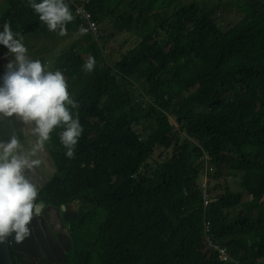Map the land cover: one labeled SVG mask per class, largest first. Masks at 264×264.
<instances>
[{
    "label": "clouds",
    "instance_id": "9594fccd",
    "mask_svg": "<svg viewBox=\"0 0 264 264\" xmlns=\"http://www.w3.org/2000/svg\"><path fill=\"white\" fill-rule=\"evenodd\" d=\"M200 2L11 0L10 14L0 19V66L7 69L0 86V115L16 116L31 126L35 139L27 148L15 136L9 142H0V241L14 236L16 242H22L30 234L32 219L45 209L38 201L37 186L26 175L40 164L35 159L37 150L54 129L60 128V142L67 157L72 158L83 132L78 115L72 112L79 106L70 98L66 83L73 77L71 43L89 36L107 47L122 49L138 34L171 22H185ZM256 21L258 31L253 38L238 40L222 50L240 60L229 65L234 72L250 66L248 56L264 59V1L257 8ZM95 63V58L89 57L83 71H93ZM52 64L57 68L52 69ZM248 100L255 111L264 113V100L257 94L248 96ZM252 160L253 149L227 121L202 133L195 143L177 138L165 150L147 147L135 154V173L146 183L143 240L155 264H232L231 260L207 257V250H237L235 263L264 264V175L252 180L257 193L253 200L259 198L260 206L235 214L228 208L243 199L247 185L244 172ZM90 162L88 168L92 170ZM164 180L184 184L174 195L198 198L211 212L206 227L211 242H188V256L179 263L162 245L165 237H178L177 222L163 210L159 185ZM103 181L102 188L121 186L120 162L105 165ZM164 219L168 222L166 232Z\"/></svg>",
    "mask_w": 264,
    "mask_h": 264
},
{
    "label": "trees",
    "instance_id": "16d2710c",
    "mask_svg": "<svg viewBox=\"0 0 264 264\" xmlns=\"http://www.w3.org/2000/svg\"><path fill=\"white\" fill-rule=\"evenodd\" d=\"M6 1L10 8L3 10L0 19L10 14L11 0ZM263 1L201 0L185 22H171L138 34L122 49L109 47L106 55L109 69L102 71L98 67L91 82L74 98L79 107L72 112L78 115L83 132L73 157H67L60 142V128L54 129L46 141L56 171L42 186L39 199L51 204L78 201L79 213L67 221L74 239L69 264H109L113 261L118 264H155L154 256L143 240L146 206L143 190L146 183L135 173L137 163L134 156L147 147L165 150L171 141L179 138L180 129H198L200 136L221 121L229 122L253 149V160L244 172L247 185L243 189V199L230 205L229 211L232 214L245 213L260 206L259 198L253 200L257 193L252 180L264 175V113L253 109L248 96L257 94L263 98L248 89L241 90L240 96L216 93L234 87L241 89L239 84H230L226 80L219 84H192L193 77L210 72H220L226 77L229 72H234L227 64L172 60L182 55L199 56L217 49L222 51L238 40L253 38L258 31L256 11ZM145 38L148 41L143 43ZM81 39V46L75 41L71 43L73 75L79 74L84 65L86 48L92 46L94 52L89 55L95 57L103 45L89 36ZM139 45L145 48L137 49ZM155 49L159 58L165 57L171 62L158 65L153 73H147L144 66ZM258 58L264 67V59ZM178 71H184V74ZM134 77L142 86L137 92L131 82ZM90 161L92 170L88 168ZM113 161L122 165L121 186L102 188L105 165ZM175 183L174 197L184 188V184ZM194 199L198 198L185 200L192 201V208L204 206L199 199L198 202ZM210 216L209 210L208 218ZM173 219L178 225V237H165L162 245L173 261L179 263L188 256V242H193L180 240L181 225ZM191 222L197 223V220ZM167 227L168 222L165 232ZM208 251L213 255L207 257L219 258L220 250ZM11 253L15 264H28L24 253L16 250ZM238 256L237 251V256L230 259L232 264H237ZM244 260L247 261V255Z\"/></svg>",
    "mask_w": 264,
    "mask_h": 264
},
{
    "label": "rangeland",
    "instance_id": "374dc122",
    "mask_svg": "<svg viewBox=\"0 0 264 264\" xmlns=\"http://www.w3.org/2000/svg\"><path fill=\"white\" fill-rule=\"evenodd\" d=\"M9 7V3L4 0L0 3V8L6 10ZM10 8V7H9ZM148 40L145 38L143 43H146ZM74 42V41H73ZM77 45L81 46L83 44L82 39H75ZM144 45H139L137 49L143 50ZM109 51V47L102 45L101 50L96 54L95 58V67L91 72L83 71V67L80 68L79 74L73 75L72 79L67 81L68 91L70 98L74 99L78 96L82 90L91 82L92 77L95 74V70L99 67L102 71H107L109 67L106 64V55ZM94 48L88 46L83 52L84 63L89 58L92 57L89 53H93ZM247 61L250 63V67L242 69L237 72H229L226 77H222L220 72H210L202 77H193L191 82L195 86H202L208 84H219L222 80H226L230 84H239L241 89L234 87L229 91H217L218 94H230L235 96L242 95L244 89L256 91L264 99V67L263 62L260 58L255 56L246 57ZM196 61H208V62H222L227 65H233L240 60L234 56L228 55L226 52L216 50L213 53H202L197 57H189L188 55L179 56L177 59L172 60V62H196ZM171 62V60L166 59L165 57H158V50L155 49L152 55L149 57L148 62L145 64V69L147 73H153L154 69L158 65H165ZM57 66L52 64V69H56ZM179 74H184V71H178ZM131 82L133 83V89L135 92L142 89L141 83L139 80L134 77ZM198 129L190 130H179V138L184 137L189 141L196 142L199 137ZM177 184L171 180H164L159 185V190L164 199L163 210L164 213L168 216L175 218L181 225L179 231L180 240L189 239L193 243H210L211 238L206 232V227L208 225V215L209 210L206 206H199L197 208H192V201L177 198L173 196ZM194 202H198V199H194ZM197 220V223H192L191 220ZM167 221L164 219L163 226L165 227ZM204 255L212 256L211 251H205ZM181 256V254H180ZM217 256L224 260L234 259L237 256V251L234 250L232 253H224L220 251Z\"/></svg>",
    "mask_w": 264,
    "mask_h": 264
},
{
    "label": "water",
    "instance_id": "95a60500",
    "mask_svg": "<svg viewBox=\"0 0 264 264\" xmlns=\"http://www.w3.org/2000/svg\"><path fill=\"white\" fill-rule=\"evenodd\" d=\"M7 69L0 66V86ZM15 136L27 148L35 137L31 126L22 120L0 115V142H9ZM35 159L40 164L26 172L28 178L38 188V201L45 206L42 214L32 219L29 224L30 234L22 241L16 242L14 236L0 241V264H15L12 250L24 253L29 264H64L68 262L69 252L74 249V239L67 224L70 217L79 213L78 201L51 204L39 199L44 183L56 171V166L46 142L37 150ZM48 254L49 259L46 258Z\"/></svg>",
    "mask_w": 264,
    "mask_h": 264
},
{
    "label": "bare ground",
    "instance_id": "6f19581e",
    "mask_svg": "<svg viewBox=\"0 0 264 264\" xmlns=\"http://www.w3.org/2000/svg\"><path fill=\"white\" fill-rule=\"evenodd\" d=\"M195 15H196V14H193V16H195ZM13 31H14V32H19V33H21V31H20L19 29H17V28H14ZM21 34H22V33H21ZM197 56H198V54H191V55H189V57H193V58H194V57H197Z\"/></svg>",
    "mask_w": 264,
    "mask_h": 264
},
{
    "label": "flooded vegetation",
    "instance_id": "af4514ba",
    "mask_svg": "<svg viewBox=\"0 0 264 264\" xmlns=\"http://www.w3.org/2000/svg\"><path fill=\"white\" fill-rule=\"evenodd\" d=\"M73 251V250H72ZM71 252V251H70ZM70 252H69V254H70ZM26 258V260L28 261V264L30 263V260H29V258L28 257H25ZM46 258L47 259H49V256H48V254L46 255ZM64 264H69L68 262L67 263H64Z\"/></svg>",
    "mask_w": 264,
    "mask_h": 264
},
{
    "label": "crops",
    "instance_id": "0c3cea01",
    "mask_svg": "<svg viewBox=\"0 0 264 264\" xmlns=\"http://www.w3.org/2000/svg\"><path fill=\"white\" fill-rule=\"evenodd\" d=\"M4 0H0V3H2ZM3 12V10L0 8V14Z\"/></svg>",
    "mask_w": 264,
    "mask_h": 264
},
{
    "label": "built area",
    "instance_id": "2783aa9c",
    "mask_svg": "<svg viewBox=\"0 0 264 264\" xmlns=\"http://www.w3.org/2000/svg\"><path fill=\"white\" fill-rule=\"evenodd\" d=\"M107 65H110L109 63H107ZM90 166L92 167V162H90Z\"/></svg>",
    "mask_w": 264,
    "mask_h": 264
}]
</instances>
